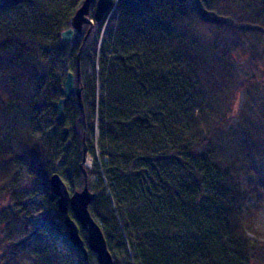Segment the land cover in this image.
Listing matches in <instances>:
<instances>
[{
    "label": "trees",
    "instance_id": "1",
    "mask_svg": "<svg viewBox=\"0 0 264 264\" xmlns=\"http://www.w3.org/2000/svg\"><path fill=\"white\" fill-rule=\"evenodd\" d=\"M83 1L0 0V263L97 264L49 184L82 189L84 147L112 264H264V0H113L98 23L93 1L64 43ZM68 72L83 113L57 121Z\"/></svg>",
    "mask_w": 264,
    "mask_h": 264
},
{
    "label": "water",
    "instance_id": "2",
    "mask_svg": "<svg viewBox=\"0 0 264 264\" xmlns=\"http://www.w3.org/2000/svg\"><path fill=\"white\" fill-rule=\"evenodd\" d=\"M93 1H95L93 18L97 23L100 22L103 17L110 14L115 5L113 0H84L72 18L71 27L61 33L62 42L68 43L75 33L80 35L85 25H89L90 30L92 21L89 19L88 15L89 7ZM89 30L77 54V81H79L80 78L79 57ZM60 92L62 98L56 104L57 121H60L62 118L64 104L67 103L73 95L76 96L80 111L83 113L81 89L75 87V78L72 73L68 72L66 74ZM63 133L64 135L66 134V129H64ZM85 155L86 150L83 147V158L80 169L84 176V182L80 191L69 193L62 179L56 174L50 177L49 184L53 195L56 197V208L62 217L68 242L78 249L85 262L90 252L95 255L97 264H112V257L107 249L103 234L88 211V206L95 198V194L88 190L87 177L82 169V164L85 162ZM70 212L72 217L70 216ZM80 230L86 234L85 244L80 237Z\"/></svg>",
    "mask_w": 264,
    "mask_h": 264
},
{
    "label": "rangeland",
    "instance_id": "3",
    "mask_svg": "<svg viewBox=\"0 0 264 264\" xmlns=\"http://www.w3.org/2000/svg\"><path fill=\"white\" fill-rule=\"evenodd\" d=\"M239 72H240V77L242 79L246 78L249 75V73H251L250 68L247 67V64L245 62L239 64ZM241 102H243V95H239V97H238V102H237L238 105ZM261 174H262V177L264 178V169H262ZM259 197H260V203H262V204L260 205V209L257 211V213L255 215L254 224H255V228L257 230V233H259V235H261L264 238V195L259 194ZM250 203H251V201H250ZM5 205H6V202L4 200L0 199V207H3ZM60 246L65 250V252L68 251L66 248L63 247L62 243H60ZM0 264H27V263L22 258L17 257V258H15V260L9 259V260H7V263H0Z\"/></svg>",
    "mask_w": 264,
    "mask_h": 264
}]
</instances>
